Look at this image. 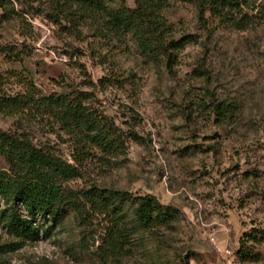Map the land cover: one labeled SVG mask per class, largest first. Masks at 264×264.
Segmentation results:
<instances>
[{"label": "rangeland", "instance_id": "374dc122", "mask_svg": "<svg viewBox=\"0 0 264 264\" xmlns=\"http://www.w3.org/2000/svg\"><path fill=\"white\" fill-rule=\"evenodd\" d=\"M165 16L177 39L192 40L172 72L133 45L102 47L86 30L58 25L44 3L0 0V97L23 93L26 79L43 95L88 92L89 108L113 124L119 143L80 166L72 137L53 122L0 113V130L27 134L77 165L68 190L129 195L128 224L118 225L128 237L123 252L110 241L116 216L78 194L80 204L57 223L38 219L35 241L0 224V264H226V251L232 264H264V23L223 27L195 0H172ZM220 103L230 106L227 117L215 112ZM146 196L171 210L169 223L135 225Z\"/></svg>", "mask_w": 264, "mask_h": 264}, {"label": "trees", "instance_id": "16d2710c", "mask_svg": "<svg viewBox=\"0 0 264 264\" xmlns=\"http://www.w3.org/2000/svg\"><path fill=\"white\" fill-rule=\"evenodd\" d=\"M46 4L51 18L62 26L66 22L79 35L86 30L102 47L135 46L152 64H164L172 72L180 55L192 43L191 37L176 38L165 16L172 0H134L130 8L126 0H36ZM202 14L223 27L248 31L264 23V5L255 0H195ZM255 10L257 13L254 14ZM259 18V21L257 19ZM83 36V35H82ZM25 90L14 97H0V113L25 116L35 122L48 121L60 126L71 137L75 147L73 159L85 166L95 153L108 154L118 147L113 124L96 115L89 106L88 92L63 89L43 95L32 80L24 81ZM230 106L220 103L215 112L227 117ZM98 150L100 152H98ZM0 224L16 239L35 241L39 238L38 219L54 223L69 204H80V194L101 214L116 216L110 237L116 253L124 251L128 237L118 225L124 221L123 204L129 195L123 192L92 188L74 193L66 184L80 176L77 165L64 160L48 148L37 147L27 134L0 130ZM23 207L27 217L19 212ZM135 225L152 228L172 220L171 210L154 197L137 199ZM241 253V250L239 251Z\"/></svg>", "mask_w": 264, "mask_h": 264}, {"label": "built area", "instance_id": "2783aa9c", "mask_svg": "<svg viewBox=\"0 0 264 264\" xmlns=\"http://www.w3.org/2000/svg\"><path fill=\"white\" fill-rule=\"evenodd\" d=\"M224 256H225L226 264H232V262H233V259H232L233 254H232V252L231 251H226L224 253Z\"/></svg>", "mask_w": 264, "mask_h": 264}]
</instances>
